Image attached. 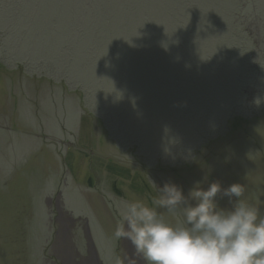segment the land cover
<instances>
[{
  "label": "rangeland",
  "instance_id": "obj_1",
  "mask_svg": "<svg viewBox=\"0 0 264 264\" xmlns=\"http://www.w3.org/2000/svg\"><path fill=\"white\" fill-rule=\"evenodd\" d=\"M150 180L264 213V0H0V264H143Z\"/></svg>",
  "mask_w": 264,
  "mask_h": 264
},
{
  "label": "clouds",
  "instance_id": "obj_2",
  "mask_svg": "<svg viewBox=\"0 0 264 264\" xmlns=\"http://www.w3.org/2000/svg\"><path fill=\"white\" fill-rule=\"evenodd\" d=\"M150 181V203L127 202L113 233L130 243L134 258L143 264H264V213L246 198L244 184L204 188L197 181L185 195L171 180L162 186Z\"/></svg>",
  "mask_w": 264,
  "mask_h": 264
},
{
  "label": "water",
  "instance_id": "obj_3",
  "mask_svg": "<svg viewBox=\"0 0 264 264\" xmlns=\"http://www.w3.org/2000/svg\"><path fill=\"white\" fill-rule=\"evenodd\" d=\"M88 233H89V237H90V240H91V242H92L93 248H94L95 251H96V247H95V245H94V241L92 240V236H91V233H90V229H89Z\"/></svg>",
  "mask_w": 264,
  "mask_h": 264
}]
</instances>
